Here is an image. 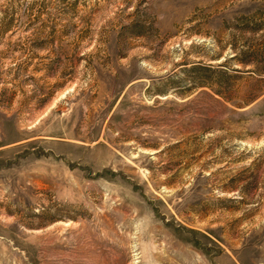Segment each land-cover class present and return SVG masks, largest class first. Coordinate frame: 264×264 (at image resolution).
Returning <instances> with one entry per match:
<instances>
[{
    "label": "rangeland",
    "instance_id": "374dc122",
    "mask_svg": "<svg viewBox=\"0 0 264 264\" xmlns=\"http://www.w3.org/2000/svg\"><path fill=\"white\" fill-rule=\"evenodd\" d=\"M0 264H264V0H0Z\"/></svg>",
    "mask_w": 264,
    "mask_h": 264
}]
</instances>
